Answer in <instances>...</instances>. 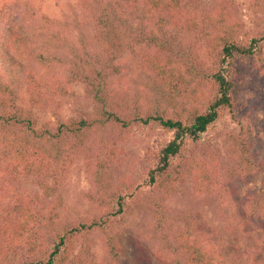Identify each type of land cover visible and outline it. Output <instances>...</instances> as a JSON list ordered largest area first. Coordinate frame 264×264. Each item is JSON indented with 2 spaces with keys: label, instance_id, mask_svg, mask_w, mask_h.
<instances>
[{
  "label": "trees",
  "instance_id": "obj_1",
  "mask_svg": "<svg viewBox=\"0 0 264 264\" xmlns=\"http://www.w3.org/2000/svg\"><path fill=\"white\" fill-rule=\"evenodd\" d=\"M82 1L92 8L95 26L93 32L80 30L78 42L56 32L32 31L16 2L0 6V264H90L71 255L75 240L94 230L111 235V259L119 256V243L110 232L113 218L130 206L127 198L139 197L136 191L142 185L131 196L119 194L111 210L90 220L61 223L59 206L48 200L57 190L44 179L66 166L76 141L92 128L121 126V140L132 125L155 124L173 132L167 144L148 156L144 182L158 194L153 195L158 197L157 208L162 209L163 199L186 180L196 197L214 193L225 197L229 192L219 174L217 150L210 145L201 152L200 146L217 121L235 109L234 60L251 57L264 76V26L246 35L244 23L230 11L234 0H224V5L200 15L186 8L183 0ZM253 4L264 12V0ZM154 19L161 33L148 30L147 21ZM187 35H192L190 41ZM138 46V67L153 97L148 104L135 100L129 106L122 92L113 88L112 78L120 71L116 61ZM62 49L66 57L60 56ZM202 51L210 66H205ZM52 62L66 64L65 80L51 82L37 70ZM74 81L85 85L86 96L97 110L68 120L58 116L55 125L38 127L34 109H47L51 98ZM22 91L30 96L28 105L20 100ZM110 151L114 160L117 148ZM229 151L233 179L264 170L239 137L233 136ZM29 177L43 178L44 196L17 189V182ZM240 202V214L233 213L226 223L215 226L217 246L195 235V225L180 228L165 216L163 242L190 264H255L254 253L240 244L247 245L246 235L251 232L244 229L250 224L252 231L261 230L264 250V192L249 193Z\"/></svg>",
  "mask_w": 264,
  "mask_h": 264
},
{
  "label": "rangeland",
  "instance_id": "obj_2",
  "mask_svg": "<svg viewBox=\"0 0 264 264\" xmlns=\"http://www.w3.org/2000/svg\"><path fill=\"white\" fill-rule=\"evenodd\" d=\"M223 1L183 0V5L196 9L200 15L202 11L224 5ZM234 1L235 5L230 11L244 23L246 35L254 34L264 26V12L254 6L253 0ZM6 2H16L29 28L41 35L56 32L78 42L80 30H86L87 33L94 31L92 8L82 0H0V6ZM147 25L148 30L161 33L155 19L147 21ZM191 39L192 35L186 36V41ZM139 48L138 46L122 54L116 61L120 71L112 78L113 88L122 92L129 106L135 100L148 104L153 97L143 82L144 75L138 67L135 54ZM65 50L59 51L60 56H67ZM201 53L205 66H210V58L203 51ZM37 70L46 73L45 78L50 77L51 82L63 81L68 75L64 63L40 65ZM231 71L235 83V109L217 121L206 133L200 146L201 152L212 146L217 150L221 161L219 174L229 188L225 197L218 193L196 197L191 181L186 180L178 185L175 193L163 199L162 209L157 208L158 194L152 192L144 182L150 162L148 156L150 152L159 151L167 144L173 138V132L155 124L132 125L125 131V139L121 140V126L108 124L104 129L92 128L76 141L74 152L66 166L44 179L51 188L57 190V193L48 195V200L59 206V221L65 223L98 218L112 209V201L119 194L131 196L137 186L142 187L136 191L139 197L135 194L136 197L127 198L130 206H126V211L113 218V230L110 232L119 243V256L111 259V235L94 230L75 240L71 258L76 261L83 258L90 264H190L182 255H176L173 247L163 242V218L172 220L180 228H186L188 224L195 225V235L204 241L210 240L217 246L219 242L215 226L226 223V217L233 213L240 214V201L247 194H263V169L254 171L246 179L232 178L233 160L229 147L233 136L239 137L246 143L254 163L264 165V76L252 65L249 56L234 60ZM65 88L64 92L51 98L47 109H34L38 127L44 123L55 125L58 116L68 120L97 110V105L87 98L82 82L74 81L68 85L67 90ZM21 94L20 100L28 105V92L22 91ZM113 146L118 152L114 160L110 151ZM61 174L64 178H61ZM22 179L21 183L17 182L18 190L36 191L41 196L46 194L45 187L40 183L43 178ZM153 195H157V199ZM158 204H161L160 201ZM244 230L251 233L246 235L247 245H240L245 251L254 253L255 264H264L261 230L256 228L252 231L250 224Z\"/></svg>",
  "mask_w": 264,
  "mask_h": 264
}]
</instances>
